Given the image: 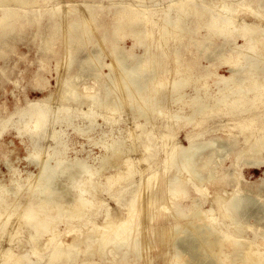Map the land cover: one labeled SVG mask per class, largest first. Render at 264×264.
I'll return each mask as SVG.
<instances>
[{"label": "bare ground", "instance_id": "obj_1", "mask_svg": "<svg viewBox=\"0 0 264 264\" xmlns=\"http://www.w3.org/2000/svg\"><path fill=\"white\" fill-rule=\"evenodd\" d=\"M53 1L0 0V41H7L2 31L9 21L23 15L43 27L48 53L57 54L52 45L64 32L63 57L73 71L58 77L64 89L58 94L65 99L58 108L50 95L0 121V134L16 125V134L28 139V159L38 166V173H28L25 180L11 166L10 185L0 184V242L9 240L0 264H98L101 258L121 264L126 257L118 249L135 253L128 264H154L146 259L147 250L160 244L163 264H264V178L250 183L240 173L243 166H264V28L237 20L238 13L254 11L251 4L260 0H170L165 7L158 0L118 2L109 8L116 20L115 42L106 52L109 64L101 61L108 32L96 36L100 46L75 62L95 36L102 17L97 3L61 14ZM263 15L262 10L257 16ZM126 35L143 45L142 54L118 48ZM204 56L207 65H201ZM131 58L135 62L127 63ZM222 66L228 76L218 73ZM104 67L109 73H103ZM101 83L105 97L118 92L106 109L115 112L128 103L137 117H144V122L135 120L134 131L92 110L102 107L98 93L88 94L86 112L75 113L67 105L81 98L80 84L89 93ZM162 93L160 110L151 113ZM167 112L170 118H162ZM99 117L105 127L99 126ZM88 129L107 139L93 143L103 149L93 164L79 151L75 158L68 156L75 150L72 132L82 135ZM181 133L189 144L182 154ZM228 158L231 164L224 171L214 168ZM184 166L201 185L178 175ZM24 189L28 194L22 197ZM189 191L198 196L184 206L179 201ZM101 194L114 199L122 216ZM10 196L14 199L5 206ZM208 198L211 209L206 210ZM160 201L165 205L157 207ZM182 217L187 223L174 226ZM163 218L162 232H153ZM59 222L65 223L62 229ZM25 232H30L31 246L19 252Z\"/></svg>", "mask_w": 264, "mask_h": 264}, {"label": "rangeland", "instance_id": "obj_2", "mask_svg": "<svg viewBox=\"0 0 264 264\" xmlns=\"http://www.w3.org/2000/svg\"><path fill=\"white\" fill-rule=\"evenodd\" d=\"M122 1H128V0H57L56 2L53 1L55 4L59 3L58 5L60 6L61 14L65 13V11H69V9H74V8H79V7L83 9V8L89 7L92 4V2L97 3L98 5L97 12L99 11V13L102 16L101 18L98 19L99 21L96 24L98 25V27L96 26V29L94 31L95 36L94 34L92 35L94 36L93 40L86 43L87 46L84 47L81 50V52L75 57V62H78V60H82L83 58H85L88 51L94 50L100 46V43L97 41L96 36H99L103 32L105 33L108 32V35L110 37L108 41L105 42V44H102L106 51L101 56V61L107 64L111 62L110 61L111 57L109 55H106V52L108 51L111 43L115 42L116 35L113 32V24L116 23V20L113 19L112 18L113 15L109 13L110 12L109 8L110 6L116 5L118 4V2L121 3ZM243 1L245 2L247 0H243ZM169 2L170 0H158L160 7L168 6ZM10 4L15 6V3L12 1L10 2ZM251 5H252L251 8H253L254 11L252 12L250 11L247 13H244V11H242L241 13H238L237 20H246L247 21L246 23L248 24L256 23V24H259L261 28H264V15L261 17L257 16L259 13L262 12V10L264 11V0H260L258 3L253 2ZM218 6L219 5H216V7ZM38 8L39 7H35L36 10ZM29 11L30 12L32 11L31 8L29 9ZM226 13L227 12H225V14ZM251 13L253 14V16ZM26 20H27L26 17H24L23 15L20 17L14 18L9 21L11 25L8 27V29L2 31V34L3 32L5 33V36H6L5 39L7 41L6 42L0 41V121L2 119L3 120L8 119L13 113H15L17 109H23L26 106L27 102L34 103L36 102V100L48 98L50 95L54 96L53 98L54 101L53 102L51 101V105H53L54 108L55 107L58 108L60 103L62 102L65 103V101H63L65 99H62L60 96L61 94H58V93H61V91L63 92L64 90L58 84V80H59L58 77H61L62 74H64V76L73 74V71H69L66 69L67 62L69 60L68 57H65V58L63 57L65 48L62 45L61 38L64 37L63 36L64 32L60 34V38H59L60 41H57L54 45H52V48L56 50L57 54L48 53L45 49L47 48L46 42H45L47 38V34L45 33V31H43V27L42 26L40 27V25H36L34 22H33L34 24L28 23V21ZM46 20H48L47 17L43 19V22H45ZM9 22H6V23L8 24ZM22 25H26V26L24 27ZM38 27H40L39 30H38ZM122 35L123 34H119L117 35V37L122 36ZM239 41L240 43L242 42V40H239ZM220 42L221 41L218 40L216 42L209 43V46L215 47ZM118 48L126 52L132 53V54H142L143 53V45L141 44L135 45L134 41L132 40V37H130L129 35H126V38L124 40L122 39L121 41L118 42ZM192 50L197 51V47H193ZM61 60H63L64 63ZM134 62L135 60L132 58L128 59L127 61V63L129 64H133ZM209 63L210 62L208 58L204 56V58H202L201 65H207ZM221 68L219 67L218 73H220L221 75L228 76L229 75L228 68L226 66H222ZM103 73L105 74L109 73V70L107 67H104ZM85 85L86 87H88L91 84L86 83ZM58 87H61V88H58ZM104 87H105L104 83H101V84L94 86V88H92L89 93H86L84 91V84H80L78 87V90L80 92L81 98L70 101L67 105L70 106L73 110H75V113L86 112L89 110L88 94L98 93L101 95L100 105L102 107L101 108L95 107V108H92V110L95 113H98L99 115H101L102 117H109L111 118L112 121H116L117 123L116 125L118 127H121L123 129L128 128V130L134 131L135 122L136 121L144 122V117L142 116L137 117L136 109L130 107L129 106L130 104L128 103H126V105L124 104V106H122L120 110L115 111V112H111L110 110L106 109L105 105L107 103H110V100L117 97L116 95H118V92L116 91L117 94L113 92L108 97H105L104 96L105 93L103 92ZM119 94H122V93L120 92ZM162 97H163V93L158 97V102H155V104L153 105L152 107L153 110H150L151 113H153V111L154 113L157 112L156 110H158L160 107V104L163 103L161 102L163 99ZM136 100H134V106L139 105L140 100L139 99H136ZM156 103H157V106H155ZM154 106L158 108L156 109ZM172 107L174 108V105ZM125 108H128V109H125ZM150 108L151 107H149L148 109ZM163 114L164 115H162V118L164 117L170 118L171 116L169 115L168 112L163 113ZM102 117L98 118V124L100 127L101 126L105 127L106 123H104V119ZM19 118H20V115H17L15 117V119H19ZM15 128H16V125H13L11 128L6 129V131L0 134V184H5L8 186L10 185L11 183L10 181L12 178V172L10 171L11 166L15 167L16 169L20 171L21 178L23 180L27 178L28 173H35V174L38 173V166L35 165L34 161H32L31 159H28V156H29V151L27 149V144L29 143L28 139L24 137V141H23V139L16 134ZM98 130H102V128L100 129L98 127ZM83 134L79 135L78 133H76V131L72 132L71 140L74 142L75 150L72 149L74 152L71 150L68 156L71 158H75L74 156L76 155V152L79 151L78 152L79 157L88 158L90 156L91 157L90 162L91 164H93L94 161L92 160V158H94L97 155L98 156L102 155V152H103V149L100 146L95 145L93 143H95L97 140L106 141L107 139H105V137L101 138L100 136H97L98 134H96L94 131L89 132V129L88 131L85 130V133ZM179 138L182 141V147H180L179 149V153H180L181 149L182 148L185 149L186 147L189 146V144L184 140V134L181 133ZM41 143L43 146H45L44 142H41ZM132 152L133 151L130 150V154H132ZM86 155H88V157ZM216 164H214L215 169L218 168L224 171L226 167L230 166L231 158L227 159V161L224 163L225 165L223 164L224 166L220 165L219 163H216ZM257 167L258 166L247 165L241 168L240 173L243 174L242 176L244 179H246L245 181L254 183L264 178V166H259L258 168ZM180 169H181V172L178 175H180L182 178H190L195 183H199L200 185L202 184L201 181H199L194 174L192 175L189 172V170H187V166L180 167ZM173 176L177 177V173L173 174ZM233 184L234 182L230 181L228 183V186H232ZM220 189H221V186H220ZM189 193L190 194L184 195L182 197L180 196L181 200L179 199V197H175V199L173 200L174 203L180 202L184 206H191V203L189 200H191L194 196L197 197L198 195H196L194 192L191 193L190 191ZM27 194H28V191L24 189L22 193V197L26 196ZM146 194L147 193H145L144 196L147 197L148 195ZM101 195H102L103 200H106V204H108V207L110 208V210H112L113 213H116L117 216L118 215L122 216V213H121L122 211L118 208L114 199H111V198L108 199L107 196L104 194H101ZM210 198H208V201H205L203 205L206 210L211 209V205L210 203H208L211 200ZM13 199H14L13 196H10L8 201L5 202V206L7 202L13 201ZM18 202L22 203L24 202V200L21 199ZM159 203L162 205L164 201L158 202L157 207L161 206ZM169 208H170V211L173 210L172 206H170ZM170 211H167L168 213L166 214L165 212L164 214L170 216L169 215ZM182 219L183 217L180 218L174 224V226L175 225L178 226L179 223H180V226L184 223L185 224L187 223L186 219L185 220L184 219L182 220ZM163 221H164V218L162 219V222H160V225L155 224V227L152 229V231L156 232L157 234L162 232V230L160 229L164 228L163 225L166 224L167 220L165 219L166 222L164 223ZM58 225H59V228L62 229L65 226V223L59 222ZM29 234L30 232L29 233L25 232L22 235L21 239L23 241L19 240L20 242L17 243L18 245L16 244L17 251L25 252L31 246L30 241H28ZM71 238L72 237H67L66 240L71 241ZM7 241L5 243V240H1L0 251L2 249L8 248L7 246L9 244V240ZM160 245L159 247L156 245H153V247L147 250L148 251L147 253L149 254V256H146V259L147 260H150L149 258H151L152 260L154 259L155 261V262L153 261L154 264H163L159 260L161 256V248H162V246ZM118 251L123 256L126 257V258H123L121 264H128L132 261L133 262L135 261L134 252L128 251V250L126 251L123 249H118ZM107 256L109 258L112 257L110 253H108ZM106 262L107 261L101 258V260L98 261V264H106ZM40 264H45V262H42Z\"/></svg>", "mask_w": 264, "mask_h": 264}]
</instances>
